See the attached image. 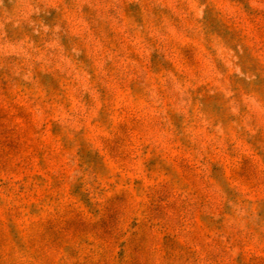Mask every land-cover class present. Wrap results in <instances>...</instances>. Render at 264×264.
<instances>
[{"label": "rangeland", "instance_id": "obj_1", "mask_svg": "<svg viewBox=\"0 0 264 264\" xmlns=\"http://www.w3.org/2000/svg\"><path fill=\"white\" fill-rule=\"evenodd\" d=\"M0 264H264V0H0Z\"/></svg>", "mask_w": 264, "mask_h": 264}]
</instances>
